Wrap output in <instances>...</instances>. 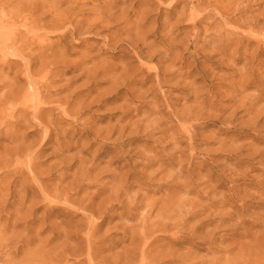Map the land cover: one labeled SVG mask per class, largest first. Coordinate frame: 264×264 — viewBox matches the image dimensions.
<instances>
[{"label":"rangeland","instance_id":"rangeland-1","mask_svg":"<svg viewBox=\"0 0 264 264\" xmlns=\"http://www.w3.org/2000/svg\"><path fill=\"white\" fill-rule=\"evenodd\" d=\"M0 264H264V0H0Z\"/></svg>","mask_w":264,"mask_h":264}]
</instances>
